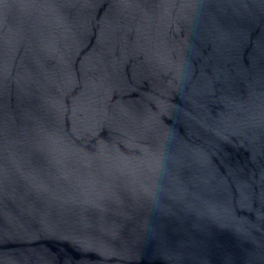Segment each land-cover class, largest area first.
I'll list each match as a JSON object with an SVG mask.
<instances>
[{
	"label": "water",
	"instance_id": "95a60500",
	"mask_svg": "<svg viewBox=\"0 0 264 264\" xmlns=\"http://www.w3.org/2000/svg\"><path fill=\"white\" fill-rule=\"evenodd\" d=\"M0 264H264V0H0Z\"/></svg>",
	"mask_w": 264,
	"mask_h": 264
}]
</instances>
